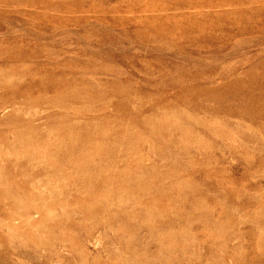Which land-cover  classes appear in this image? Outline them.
Masks as SVG:
<instances>
[{
    "label": "rangeland",
    "instance_id": "rangeland-1",
    "mask_svg": "<svg viewBox=\"0 0 264 264\" xmlns=\"http://www.w3.org/2000/svg\"><path fill=\"white\" fill-rule=\"evenodd\" d=\"M0 264H264V0H0Z\"/></svg>",
    "mask_w": 264,
    "mask_h": 264
}]
</instances>
